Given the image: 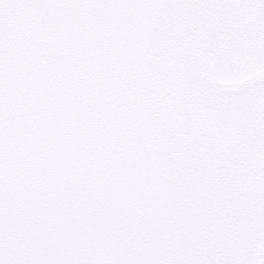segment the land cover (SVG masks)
I'll list each match as a JSON object with an SVG mask.
<instances>
[{
	"label": "water",
	"instance_id": "obj_1",
	"mask_svg": "<svg viewBox=\"0 0 264 264\" xmlns=\"http://www.w3.org/2000/svg\"><path fill=\"white\" fill-rule=\"evenodd\" d=\"M263 9L0 0V264H220L221 186L193 85L264 84V71L200 72Z\"/></svg>",
	"mask_w": 264,
	"mask_h": 264
},
{
	"label": "rangeland",
	"instance_id": "obj_2",
	"mask_svg": "<svg viewBox=\"0 0 264 264\" xmlns=\"http://www.w3.org/2000/svg\"><path fill=\"white\" fill-rule=\"evenodd\" d=\"M257 24L246 32L241 31L242 34L237 33L241 37L224 38L215 51L211 49L213 56L208 58L210 52L207 53L200 72L228 81L245 79L264 70V9ZM244 52L246 57L243 60ZM254 53H258V57L252 60ZM193 87L204 128L209 134V143L218 159L219 169L216 170L221 186L225 238L222 257L226 258L225 264H248L246 258L250 249L247 240L252 239L253 235L257 249L254 260L256 264H264V254L258 251L264 237V199L260 189L264 190V180L261 182L264 169H257L256 174L249 173L247 161L242 157L229 156L226 149L230 145L231 132L241 131L242 120L249 111H253V117L257 118L264 130V84ZM258 135L264 138V133ZM258 232L262 235H257Z\"/></svg>",
	"mask_w": 264,
	"mask_h": 264
},
{
	"label": "bare ground",
	"instance_id": "obj_3",
	"mask_svg": "<svg viewBox=\"0 0 264 264\" xmlns=\"http://www.w3.org/2000/svg\"><path fill=\"white\" fill-rule=\"evenodd\" d=\"M258 25V24H256ZM229 33V32H228ZM222 34L219 37L218 42H216L212 49L213 51H215L214 49L218 48L220 46V44L223 42V39L226 38L227 36L230 37V34ZM222 46V45H221ZM213 51H211L208 55V58H210L211 56H213ZM245 52L243 54V60L245 59ZM206 56V55H205ZM258 57V53H254L251 56V59H257ZM250 58V56L248 57ZM264 62V59H263ZM264 70H261L259 72H262ZM258 72V73H259ZM195 86V85H193ZM193 92H196L195 88L193 87ZM196 101V105H197V110H198V114H199V119H200V123H201V128L204 130L205 132V137H206V142L209 143V134L206 130V128H204V120L202 118V116L200 115L199 109H198V104H197V100ZM253 111H249L248 116L242 120V125L243 128H241V133L238 130H235V132H231V137L229 140L230 145L227 146V150H229L228 152L230 153L229 156L236 158L237 157H242L244 161H247L248 163V170L249 173H252L257 170V169H264V138L259 137L258 133H264V130H262V126L260 125V123L257 121L256 117H253ZM236 117V116H234ZM243 118V117H242ZM261 129V132L259 131ZM241 139H243V141L241 142ZM207 143V145H208ZM212 145H208V150L210 151V155H212L213 159L215 160V165L216 168L219 169L217 167L218 164V159L215 153V150L211 147ZM222 152L219 154L221 155ZM218 155V154H217ZM209 156V155H208ZM256 174V173H255ZM217 178H218V173H217ZM264 180V177L261 178V182ZM264 185V182H262ZM260 185V184H259ZM262 191L261 193L263 194L262 199H264V190L262 188H260ZM216 211V210H215ZM218 220H219V225L217 227V232H219L218 228L220 229V231H222L223 226H224V218L223 215H218L217 216ZM261 234L260 232L257 233ZM225 235V233H224ZM249 238V237H248ZM252 239L247 240V247L250 249V253L247 255L248 257L246 258L248 264H256L255 262V255H256V247H255V241L256 239L253 237V235H251ZM251 240V242H249ZM224 244H225V238L223 236V231H222V237H219L218 239V250H219V260H220V264H225V259L223 258L222 255V249L224 248ZM258 251L263 252L264 254V237H263V241L260 243ZM252 252V253H251Z\"/></svg>",
	"mask_w": 264,
	"mask_h": 264
},
{
	"label": "flooded vegetation",
	"instance_id": "obj_4",
	"mask_svg": "<svg viewBox=\"0 0 264 264\" xmlns=\"http://www.w3.org/2000/svg\"><path fill=\"white\" fill-rule=\"evenodd\" d=\"M228 34H230V37H232V38L241 37V36H238L237 34H234V33H232V32H230V33H228Z\"/></svg>",
	"mask_w": 264,
	"mask_h": 264
}]
</instances>
